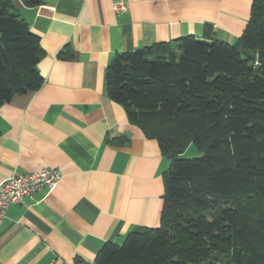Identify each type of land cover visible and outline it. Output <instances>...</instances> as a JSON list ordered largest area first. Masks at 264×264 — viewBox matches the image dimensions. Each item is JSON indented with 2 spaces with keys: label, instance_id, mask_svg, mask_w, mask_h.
<instances>
[{
  "label": "crops",
  "instance_id": "crops-1",
  "mask_svg": "<svg viewBox=\"0 0 264 264\" xmlns=\"http://www.w3.org/2000/svg\"><path fill=\"white\" fill-rule=\"evenodd\" d=\"M126 4L115 12L112 5ZM252 0L16 1L40 39L43 83L0 106V184L44 168L51 189L10 204L0 223V264H95L106 242L155 228L169 160L106 95V67L118 53L184 36L233 44ZM64 49V50H63ZM68 49L69 58L59 53ZM125 137L124 145L112 139Z\"/></svg>",
  "mask_w": 264,
  "mask_h": 264
},
{
  "label": "trees",
  "instance_id": "trees-1",
  "mask_svg": "<svg viewBox=\"0 0 264 264\" xmlns=\"http://www.w3.org/2000/svg\"><path fill=\"white\" fill-rule=\"evenodd\" d=\"M16 1L43 2L0 0V106L43 83L44 51ZM105 88L169 167L158 226L104 243L95 264H264V0L233 44L184 36L115 54ZM189 145L201 157L180 158Z\"/></svg>",
  "mask_w": 264,
  "mask_h": 264
},
{
  "label": "built area",
  "instance_id": "built-area-1",
  "mask_svg": "<svg viewBox=\"0 0 264 264\" xmlns=\"http://www.w3.org/2000/svg\"><path fill=\"white\" fill-rule=\"evenodd\" d=\"M115 12L127 9L126 4L118 2L112 5ZM60 176L52 169H41L26 174L13 172L0 184V223L10 204L18 203L26 197H31L42 189H51L58 182Z\"/></svg>",
  "mask_w": 264,
  "mask_h": 264
},
{
  "label": "rangeland",
  "instance_id": "rangeland-1",
  "mask_svg": "<svg viewBox=\"0 0 264 264\" xmlns=\"http://www.w3.org/2000/svg\"><path fill=\"white\" fill-rule=\"evenodd\" d=\"M201 155L202 153L198 152L193 145H189L188 148L180 155V158L195 159L201 157ZM123 241L118 245H122Z\"/></svg>",
  "mask_w": 264,
  "mask_h": 264
}]
</instances>
